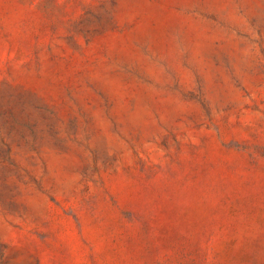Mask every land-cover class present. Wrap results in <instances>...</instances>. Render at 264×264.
<instances>
[{
    "label": "rangeland",
    "instance_id": "rangeland-1",
    "mask_svg": "<svg viewBox=\"0 0 264 264\" xmlns=\"http://www.w3.org/2000/svg\"><path fill=\"white\" fill-rule=\"evenodd\" d=\"M0 264H264V0H0Z\"/></svg>",
    "mask_w": 264,
    "mask_h": 264
},
{
    "label": "trees",
    "instance_id": "trees-1",
    "mask_svg": "<svg viewBox=\"0 0 264 264\" xmlns=\"http://www.w3.org/2000/svg\"><path fill=\"white\" fill-rule=\"evenodd\" d=\"M2 141H3V143H4L5 145H8L7 142H6V140L2 139Z\"/></svg>",
    "mask_w": 264,
    "mask_h": 264
}]
</instances>
